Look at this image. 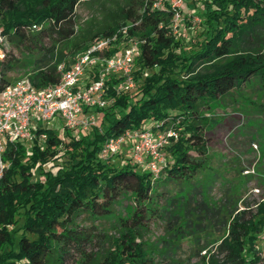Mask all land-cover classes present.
Masks as SVG:
<instances>
[{
    "label": "trees",
    "instance_id": "trees-1",
    "mask_svg": "<svg viewBox=\"0 0 264 264\" xmlns=\"http://www.w3.org/2000/svg\"><path fill=\"white\" fill-rule=\"evenodd\" d=\"M87 1L95 0H0V30L6 41L39 55L28 76L37 89L58 83L57 65L67 69L97 37L117 33L116 44L138 41L140 51L131 73L133 89L120 91L118 75L105 80L109 103L93 109L101 113L98 126L72 135L55 118L37 124L31 143L5 144L3 158L9 167L0 178V264H66L74 255L75 264H154L142 232L164 216L170 222L180 202L188 214L193 196L207 189L195 181L207 168L204 133L210 125L200 108L244 85L256 83L264 90V0H196L202 9L194 12L185 4L190 17L201 19L195 46L184 44V32L174 33V11L166 1L158 7H153L157 0L131 1L110 24L70 46V64L64 62L67 54L50 62L58 45L74 37L76 8ZM122 27L125 34L118 32ZM17 62L5 50L0 89L12 83L7 73ZM90 77L92 73L86 81ZM143 124L176 134L161 150L164 162L156 174L120 151L98 158L104 141ZM57 158L62 161L54 171L43 169ZM170 186L178 192L172 195ZM124 192L132 194L133 210L129 218L118 217L122 232L97 258L95 231L84 230L79 217L91 222L114 217V205ZM225 200L216 209L204 201L192 208L221 213L224 221L216 252L221 259L211 256L207 264H261L264 248L258 250L255 242L264 233V200ZM191 220L184 219L185 225Z\"/></svg>",
    "mask_w": 264,
    "mask_h": 264
},
{
    "label": "rangeland",
    "instance_id": "rangeland-1",
    "mask_svg": "<svg viewBox=\"0 0 264 264\" xmlns=\"http://www.w3.org/2000/svg\"><path fill=\"white\" fill-rule=\"evenodd\" d=\"M131 1L136 0H95L92 3H80L76 8L74 37L65 44L58 45L55 54L49 58L50 62L60 54H67L64 62L66 65L70 64V46L110 24L113 16L131 4ZM185 4L193 12L195 8L202 9V4L196 0H183L179 19H173V30L174 33L179 30L184 32V44L195 46V42L200 39L201 19L198 15L190 17L187 13L190 10L186 9ZM5 47L7 53L18 60L15 67L7 73L12 82L28 77L36 70L34 62L39 55L22 52L9 41H6ZM93 109L90 111L97 117L98 126L101 113ZM200 110L209 119L210 124L204 133L206 153L203 160L207 168L197 174L195 181L201 183L204 188L207 186V189L206 192L193 196L186 207L187 210L189 208L188 214L184 213L185 206H180V202L177 209L173 208L177 216H173L170 222H167L166 216L160 217L161 219L153 221L142 232V241L152 254L154 264H207L211 256H214L215 260L221 259L216 255L224 223L221 213L208 212L204 208L192 210L196 203L204 201L207 206L216 209L226 202V197H232L233 201L241 198L248 204L264 200V90L256 83L244 85L231 91L222 100H215ZM50 123L51 121L41 124L44 126ZM70 133L79 135L81 132L75 130ZM131 143L132 138L125 136L119 151L126 153L127 146ZM160 153L164 158L162 151ZM61 161L60 158L49 161L43 169L54 171ZM169 189L172 195L178 192L177 187L170 186ZM255 189H258V192ZM239 204L240 202L237 203L238 206ZM133 206L132 194L124 192L114 205V217L100 218L94 222L85 215L79 217L80 226L84 230L95 231L93 247L100 249L97 251V258L112 248L113 240L122 232L118 217L129 218ZM189 217L192 220L187 221L185 225L184 219ZM19 225L20 223L13 228L17 229ZM93 226H96V230ZM175 226L177 229L172 230ZM17 231L19 232V229ZM255 247L258 250L264 248V233L256 240ZM76 257L74 255L66 264H75L73 260Z\"/></svg>",
    "mask_w": 264,
    "mask_h": 264
},
{
    "label": "built area",
    "instance_id": "built-area-1",
    "mask_svg": "<svg viewBox=\"0 0 264 264\" xmlns=\"http://www.w3.org/2000/svg\"><path fill=\"white\" fill-rule=\"evenodd\" d=\"M162 1H155L153 7H158ZM164 1L174 11L173 19L177 21L183 0ZM118 32L125 34L126 27ZM116 41L117 33L97 37L67 69H64L63 64H58L56 69L60 79L55 85L37 89L28 77H24L0 89V178L9 167L3 158L7 142L29 144L34 139L37 124L52 122L55 118L70 132H85L97 124V117L90 110L103 108L109 103L105 99V80L109 76L121 77L120 91L134 88L131 73L134 60L140 52L139 42L130 41L123 47ZM5 45L6 39L0 30V61L5 55ZM90 73L92 77L86 81ZM125 136L132 138L125 157L156 174L159 165L164 162L160 152L168 144L169 138L176 134L171 128L152 129L149 124H143L137 130H129L119 137L104 141L98 158L106 159L115 155ZM41 138L44 136L41 135ZM255 191L258 192V189ZM260 258L261 264H264V250Z\"/></svg>",
    "mask_w": 264,
    "mask_h": 264
}]
</instances>
